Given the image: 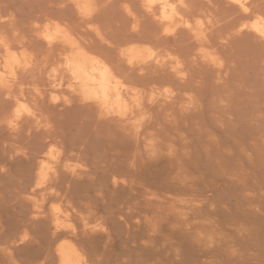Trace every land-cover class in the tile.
Masks as SVG:
<instances>
[{
	"label": "bare ground",
	"instance_id": "6f19581e",
	"mask_svg": "<svg viewBox=\"0 0 264 264\" xmlns=\"http://www.w3.org/2000/svg\"><path fill=\"white\" fill-rule=\"evenodd\" d=\"M99 1L64 3L90 25ZM221 2L215 19L139 0L146 25L126 4L111 49L94 23L4 27L0 264H264V4ZM42 70L47 107L75 103L69 123L40 85L25 94Z\"/></svg>",
	"mask_w": 264,
	"mask_h": 264
},
{
	"label": "rangeland",
	"instance_id": "374dc122",
	"mask_svg": "<svg viewBox=\"0 0 264 264\" xmlns=\"http://www.w3.org/2000/svg\"><path fill=\"white\" fill-rule=\"evenodd\" d=\"M14 1V2H13ZM61 1H62V3H61ZM102 1V2H101ZM101 1H99L98 2V6H97V13L95 14V17H94V21L92 20L91 21V24L90 25H97L99 28H100V30H101V32H102V34H104L103 36V39L105 40V41H103V45L104 46H107V48H110L111 49V47H113V46H115L116 48H118V46H117V44H116V40L117 39H119L120 37H121V33H122V36H124L123 35V33L124 34H128V32H130L131 31V28H132V26H133V22H130V20H128V15H127V13H126V6L129 4V6L130 5H135L136 6V8L135 9H137L138 10V14L140 15L141 13L140 12H143V10H142V7H140L141 5H140V3L138 4V2H139V0H107V1H105L104 0V2H103V0H101ZM135 1V2H134ZM188 2H190V5H189V8H191L192 7V9H193V6H194V4H196L197 5V7H195L196 9L197 8H199V6L198 5H200L201 3H203L202 4V6L205 4V3H209V5H208V7L209 8H207L208 10H209V13L215 18V19H220V17H221V13L224 11L223 10V7L224 6H226V5H222V7H221V0H213V1H211V0H208V2H205V1H207V0H200V2L198 1V0H187ZM210 1V2H209ZM219 1V2H218ZM205 2V3H204ZM211 2L213 3V4H211ZM252 2L254 3V5H256L257 3H259V2H262L263 4H264V0H252ZM52 3H53V5H52ZM114 3V4H113ZM116 3V4H115ZM198 3V4H197ZM2 4V5H1ZM127 4V5H126ZM137 4V5H136ZM188 4V3H187ZM192 4H193V6H192ZM68 5V6H67ZM218 5V6H217ZM191 6V7H190ZM201 6V7H202ZM15 7H17V8H15ZM74 6H72V5H70L68 2H66V3H64V0H0V22H3V23H5V21H6V23L3 25V26H1V28H0V31H2V32H0V33H3V31H4V27H5V30H6V32L7 31H9V32H11V33H9L10 35H8V36H12V35H14V33H16L15 34V36L17 37V38H22V37H26V39L28 38V36L30 35V36H33L34 37V35H36L35 33V31L33 30V26L35 25V23L39 20V23L40 24H45L46 22H48L49 20H54V19H56V20H62V21H60V22H63L64 21V19H65V22L63 23V24H65V23H67V24H69V26H70V23H71V26H72V24H73V22L74 21H76V27H78L79 26V24L81 23V22H83V21H85V20H83L82 18L81 19H79L80 18V16L78 15V13H77V11H76V9H75V7L73 8ZM112 7V8H111ZM133 6H131V8H132ZM141 8V9H140ZM194 8V9H195ZM215 8V9H214ZM75 9V10H74ZM219 9V10H218ZM40 10V11H39ZM137 10H134L133 9V11L135 12H137ZM216 10V11H215ZM9 11V12H8ZM14 11V12H13ZM140 11V12H139ZM214 11V12H213ZM220 11H222V12H220ZM103 12V13H102ZM135 12V14H136V16H137V13ZM216 12V13H215ZM143 14V15H142ZM139 17H137L140 21H141V23H143V25H146V24H144V23H146L148 20H147V18H146V16H144V13H142ZM215 14V15H214ZM224 15V14H223ZM222 15V17H224ZM8 16V17H7ZM19 16V17H18ZM54 16V17H53ZM217 16V17H216ZM7 17V18H6ZM61 17V18H60ZM97 17V18H96ZM6 18V19H5ZM50 18V19H49ZM42 21H41V20ZM78 19L79 20H81L80 22H78ZM130 19V18H129ZM253 19V17H251V19L250 20H252ZM2 20V21H1ZM16 20V21H15ZM74 20V21H73ZM83 20V21H82ZM132 20V19H131ZM41 21V22H40ZM14 24V25H12V24ZM77 23H78V26H77ZM86 23V22H85ZM84 22H83V27H85V29L86 28H89L90 27V25L89 24H85ZM90 23V22H89ZM94 23V24H93ZM105 23V24H104ZM131 23H132V25H131ZM141 23H140V26H141ZM75 24V23H74ZM73 24V25H74ZM32 25V26H31ZM142 25V26H143ZM82 26V25H81ZM81 26H79V27H81ZM130 26H131V28H130ZM141 26V27H142ZM75 27V26H74ZM75 27V28H76ZM79 27L77 28L78 29V31L76 30V32H83V33H85L86 32V30L85 29H79ZM145 27V26H144ZM2 28H3V30H2ZM19 28V29H18ZM72 28H73V26H72ZM75 28H73L74 30H75ZM16 30V31H15ZM80 30V31H79ZM89 30H91V31H94L93 29H91V28H89ZM32 31V32H31ZM6 32L4 31V33H5V35H6ZM24 33L23 35H25V32H27V34H26V36H23L21 33ZM30 32L32 33V34H30ZM119 32H121V33H119ZM8 33V32H7ZM17 33H20V35H22V36H20L19 37V35H17ZM88 33H90V35L92 36V34L95 36H92V39H94L95 40V38L96 39H98L99 37H98V35L96 36V33L94 32H88ZM34 34V35H33ZM86 34V33H85ZM86 35H89V34H86ZM13 37V36H12ZM31 38V37H30ZM114 38H115V43H113V41H114ZM117 38V39H116ZM90 39H91V37H90ZM100 39V38H99ZM107 39H109V40H107ZM99 41V40H98ZM112 41V42H111ZM34 44V45H33ZM35 44H37V46H35ZM42 44H44L42 41H38V40H35V42H33L32 43V50L34 51H36V49H39V50H42V51H46V49H44V48H46V46L45 45H43V46H41ZM99 44V43H98ZM97 44V45H98ZM112 44H113V46H112ZM116 44V45H115ZM39 45V46H38ZM41 46V47H40ZM45 46V47H44ZM99 47H100V44L98 45ZM37 47V48H36ZM103 47V46H102ZM108 50V49H107ZM110 51V50H109ZM217 52H219V51H217ZM216 52V57L218 58V57H220V58H222V57H225V56H227V54L225 55V56H223V54H222V52L221 53H217ZM225 54V53H224ZM40 73L41 74H39V72L37 73H35L36 74V76H34L31 80L29 79V80H27L26 82H24L25 83V85L23 86V88H27V89H25V94L28 96V97H32L33 96V98L35 97V87H36V85L35 84H37L39 87H41V89H43L44 90V97L42 96V98L43 99H45L46 100V102L44 103V105H43V107L46 105V107L43 109V107H41V110L43 111V112H45V110H46V112L48 111V112H50L51 110H54V112H50V113H52L53 115H51L50 113V115H48L46 112V116H48L50 119H53L54 118V120L55 121H57V122H59V123H63V124H66V123H69L71 120H72V118H73V116H72V113H73V110H75L73 107H70V106H73L75 103L73 102V104L71 105H67L69 108H64V106L63 107H58V108H55L54 106H56L52 101H51V103H50V101H49V99H47V98H50L48 95H46L47 94V89H48V83H47V81H46V74H45V71L44 70H42V72L40 71ZM41 75V76H40ZM43 75V76H42ZM42 77V78H41ZM36 78V79H35ZM45 78V79H44ZM39 79H40V82H38L39 81ZM43 79V80H42ZM34 80H36L37 81V83L34 81ZM32 81H34L35 83H33ZM45 83H44V82ZM26 83H28V84H26ZM34 85H33V84ZM33 86H32V85ZM34 89V90H33ZM27 90H29V91H27ZM46 92V93H45ZM64 93H67V90H64V92H62L61 94L59 93V98H63L64 97ZM60 99V100H58V102L56 103V104H58V105H61L60 103H62L63 101V99ZM62 101V102H61ZM3 104H5V102L4 101H1L0 102V107L3 105ZM49 104H51V105H49ZM52 105H54L52 108H48L49 106H52ZM48 106V107H47ZM67 106H65V107H67ZM71 108V109H70ZM73 108V109H72ZM51 109V110H50ZM56 109V110H55ZM41 111V112H42ZM58 113H57V112ZM56 112V113H55ZM76 112V110L74 111V113ZM72 116V117H71ZM52 117V118H51ZM60 118V119H59ZM70 118V119H69ZM62 119V120H61ZM60 120V121H59ZM62 121V122H61ZM64 121V122H63ZM0 136L3 138V139H5L6 141H7V143H6V145H9L10 143H11V141L9 140L10 139V136H9V131H8V129L3 125V123H0ZM10 142V143H9ZM60 146V145H59ZM56 147H57V145H56ZM260 204V205H259ZM263 207V208H262ZM258 208H260V209H262V210H264V202H258Z\"/></svg>",
	"mask_w": 264,
	"mask_h": 264
}]
</instances>
